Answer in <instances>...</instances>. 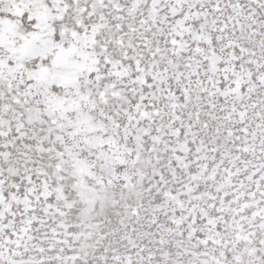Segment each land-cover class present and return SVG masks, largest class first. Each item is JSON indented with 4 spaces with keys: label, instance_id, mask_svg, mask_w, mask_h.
I'll use <instances>...</instances> for the list:
<instances>
[{
    "label": "snow or ice",
    "instance_id": "snow-or-ice-1",
    "mask_svg": "<svg viewBox=\"0 0 264 264\" xmlns=\"http://www.w3.org/2000/svg\"><path fill=\"white\" fill-rule=\"evenodd\" d=\"M0 264H264V0H0Z\"/></svg>",
    "mask_w": 264,
    "mask_h": 264
}]
</instances>
